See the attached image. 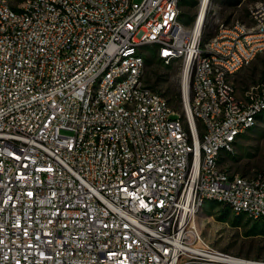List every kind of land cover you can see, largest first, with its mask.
Masks as SVG:
<instances>
[{"label":"built area","instance_id":"obj_1","mask_svg":"<svg viewBox=\"0 0 264 264\" xmlns=\"http://www.w3.org/2000/svg\"><path fill=\"white\" fill-rule=\"evenodd\" d=\"M182 1L0 0V264H264L194 225L207 201L264 220V172L221 159L264 115V81L232 82L264 0L203 43L209 0L191 26ZM148 45L188 76L181 112L143 82Z\"/></svg>","mask_w":264,"mask_h":264},{"label":"rangeland","instance_id":"obj_2","mask_svg":"<svg viewBox=\"0 0 264 264\" xmlns=\"http://www.w3.org/2000/svg\"><path fill=\"white\" fill-rule=\"evenodd\" d=\"M262 0H209L205 13V27L201 42L215 33L214 18L229 23L232 20L249 22V11ZM199 0H183L179 7V20L191 26L199 10ZM188 21V22H187ZM145 66L143 82L161 95L175 111L182 110V73L178 60L165 63L159 59L152 46H143ZM258 81H264V52L232 77L238 93ZM179 90L180 100L174 98ZM232 155H224L223 164L235 173L253 175L264 172V116L244 132L236 142ZM195 229L200 238L222 252L246 259L264 261V222L254 221L234 214L226 206L207 201L197 211Z\"/></svg>","mask_w":264,"mask_h":264},{"label":"bare ground","instance_id":"obj_3","mask_svg":"<svg viewBox=\"0 0 264 264\" xmlns=\"http://www.w3.org/2000/svg\"><path fill=\"white\" fill-rule=\"evenodd\" d=\"M205 3H206V0H204V2L202 4V10L205 7ZM200 21H201V18H198V21L196 24L197 26L200 24ZM187 82H188V76L186 75V72H184V73H182V86H183V91L185 92V94L187 92Z\"/></svg>","mask_w":264,"mask_h":264},{"label":"trees","instance_id":"obj_4","mask_svg":"<svg viewBox=\"0 0 264 264\" xmlns=\"http://www.w3.org/2000/svg\"><path fill=\"white\" fill-rule=\"evenodd\" d=\"M188 22V21H187ZM174 98L177 100V101H179L180 100V92H179V90H174ZM264 116V115H263ZM262 116V117H263ZM227 207V206H226ZM228 209H229V207H227ZM237 215V214H236ZM254 221H257V220H254ZM261 221H263L264 222V220H261Z\"/></svg>","mask_w":264,"mask_h":264}]
</instances>
